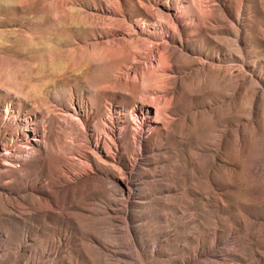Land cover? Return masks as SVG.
Segmentation results:
<instances>
[{
  "label": "rangeland",
  "instance_id": "obj_1",
  "mask_svg": "<svg viewBox=\"0 0 264 264\" xmlns=\"http://www.w3.org/2000/svg\"><path fill=\"white\" fill-rule=\"evenodd\" d=\"M0 264H264V0H0Z\"/></svg>",
  "mask_w": 264,
  "mask_h": 264
}]
</instances>
